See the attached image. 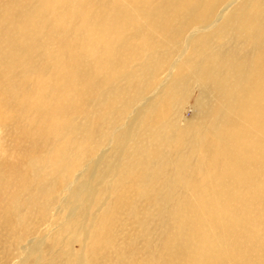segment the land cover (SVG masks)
Wrapping results in <instances>:
<instances>
[{
    "label": "bare ground",
    "instance_id": "obj_1",
    "mask_svg": "<svg viewBox=\"0 0 264 264\" xmlns=\"http://www.w3.org/2000/svg\"><path fill=\"white\" fill-rule=\"evenodd\" d=\"M226 1L0 0V264H264V0Z\"/></svg>",
    "mask_w": 264,
    "mask_h": 264
},
{
    "label": "rangeland",
    "instance_id": "obj_2",
    "mask_svg": "<svg viewBox=\"0 0 264 264\" xmlns=\"http://www.w3.org/2000/svg\"><path fill=\"white\" fill-rule=\"evenodd\" d=\"M232 0H227L225 3H230ZM203 26H207V25H203ZM201 26H194V27H192L188 32H186V36L190 33V32H192V31H194V30H196V29H201L200 28ZM72 37V36H71ZM73 38V37H72ZM74 40H76L75 38H74ZM85 41V33L83 34H81L80 35V41H77L76 40V42H77V45H76V47H77V49L79 48H81L82 47V44H81V42H84ZM144 55V54H143ZM132 63H134V61L132 62ZM192 90H193V94H192V97L190 98V100L189 101H187L185 104H184V109H183V111H182V113H183V118H191V116H192V111H193V105H194V100L198 97V89H197V84L195 83L194 85H193V87H192ZM191 90V91H192ZM75 116H76V118H77V120H79V119H81L82 118V116H77L76 114H75ZM106 129H107V127H106ZM104 138H105V136H104ZM102 148H103V145H97V148L95 149V151L94 152H92V156H91V158H90V160H92V159H96V158H98V156L102 153ZM80 172H78L76 175H78ZM84 179V178H83ZM79 182L81 183V182H83V180L82 179H80L79 180ZM62 191V190H61ZM60 191V192H61ZM64 196H65V192L64 193H61V194H59V196H58V198L59 199H61V200H63V198H64ZM57 208L58 207H62V205H61V203H59L57 206H56ZM99 207H98V205H97V207H94V208H92V211H91V216H94V215H96L98 212L97 211H99ZM137 230V229H136Z\"/></svg>",
    "mask_w": 264,
    "mask_h": 264
}]
</instances>
